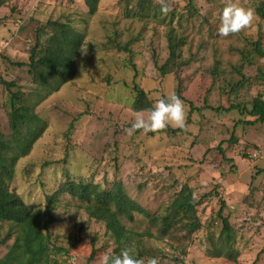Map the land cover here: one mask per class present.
I'll use <instances>...</instances> for the list:
<instances>
[{"label": "rangeland", "instance_id": "1", "mask_svg": "<svg viewBox=\"0 0 264 264\" xmlns=\"http://www.w3.org/2000/svg\"><path fill=\"white\" fill-rule=\"evenodd\" d=\"M138 1L100 0L94 15L84 0H11L0 8V79L18 85L9 91L0 83V133L4 139L13 134L11 92H23L48 124L31 153L18 161L11 190L27 205L45 209L47 196L64 181L96 183L104 191L121 182L127 195L154 215L188 185L201 201L197 213L203 229L182 242L159 240L151 220L135 213L132 221L123 220L144 243L132 246L135 257L143 253L145 262L156 257L160 264H264V172L259 173L264 171V124L249 125L256 118L229 109L239 104L248 113L255 97H264V57L255 46L264 51V19L256 13L263 0H235L254 10L255 19L247 30L226 38L217 29L228 0H194L193 16L188 0L174 3V26L188 38L181 60L190 62L165 77L158 68L169 58L171 11L162 14L156 0L146 17ZM153 11L158 19L167 16L166 23ZM49 20L73 25L84 35L87 54L79 55L75 79L46 96L27 67L12 63L29 62L36 30ZM128 45L129 51L118 50ZM135 83L156 102L171 94L180 97L187 130L127 135L136 113L131 109ZM222 200L238 234L236 262L214 258L209 251L211 238L222 229L217 217ZM57 205V222L50 228L54 246L64 250L53 253L57 264H98L104 253L116 255L105 224L88 215L87 203L63 195ZM8 226L0 225V241L9 238ZM148 231L154 237L138 238ZM15 236L14 231L0 245V258ZM93 240L96 256L89 261Z\"/></svg>", "mask_w": 264, "mask_h": 264}, {"label": "trees", "instance_id": "2", "mask_svg": "<svg viewBox=\"0 0 264 264\" xmlns=\"http://www.w3.org/2000/svg\"><path fill=\"white\" fill-rule=\"evenodd\" d=\"M9 1L11 0H0V8ZM84 1L90 14L94 15L100 0ZM153 2L156 0H139L138 5L141 8L139 11H142L141 13L146 12L145 15L148 17V12L154 7ZM188 8L191 11V16H193L192 12L195 11L194 0H188ZM135 12L133 10L134 15ZM156 13L153 11L154 17L158 19ZM256 13L261 19H264V0L258 3ZM169 15L170 21L167 24L169 58L164 65L158 68L162 77L177 71L190 62L189 60H181L182 48L187 44L188 38L180 34L174 26L178 15L175 11H171ZM167 16L158 20H161V23H166ZM177 25H180L179 21ZM36 35V44L30 52L29 62L12 64L16 67H27L33 83L39 90L46 92V96H48L75 79L78 73L79 55L84 46V35L77 32L71 24L52 20L40 25L36 30ZM129 46L118 48V50L127 52L130 50ZM255 46L256 52L264 57L261 45L256 43ZM0 83L4 84L9 91L18 88L15 82H3L0 79ZM242 87L241 83L237 86L238 89ZM133 91L135 96L131 103V109L134 112H147L146 110L155 105L156 101L151 99L149 93L139 84H134ZM38 97L36 95V98ZM162 99H167V97ZM229 109H240L243 115L248 114L249 117L256 118L254 121L246 122L249 125L264 124V97L262 95L255 97L248 113H245V107L242 109L239 104L231 105ZM9 117L13 131L12 137L4 139L0 133V225L2 223L9 225V238L13 237L14 231L16 236L7 254L0 258V264H57L52 259V255L55 250L56 252L59 251L58 254L63 253L64 250L54 246L50 228L52 224L57 222L53 212H55L60 197L63 195H70L80 202L87 203L88 215L105 224L106 233L116 245L114 250L116 255H119L125 247L131 249L132 246L139 247L144 244L137 240L134 232L123 223L125 219L132 221L135 213H143L151 220L152 225L157 227L159 240L170 238L182 242V239H189L203 229V224L197 213L201 201L196 200L188 185L184 186L174 196L163 211L154 215H151L150 212L132 200L121 182H117L111 191H104L96 183L84 184L67 180L61 183L55 192L47 196L45 209L27 205L15 190H11V182L16 174L18 161L31 153L35 143L46 131L48 124L35 113L34 108L28 104V99L20 91L11 92ZM163 132L178 134L185 132V130L168 127ZM218 149L222 152L224 159L227 160L222 147L220 146ZM228 161L233 162L232 159H228ZM262 172L264 171L259 173ZM214 195L218 196L217 194ZM226 208L227 203L222 200L221 207L217 212L222 229L219 235L211 238L209 251L214 254V258H225L236 262L240 257V252L236 247L238 234L231 226L229 218L225 216ZM146 235L149 238L154 237L148 231L146 234H139L138 238ZM9 238L0 241V245L6 244ZM135 241L137 242L133 244ZM95 243L96 241L93 240L92 246L94 248L89 261H92L96 256ZM143 255L140 253V258Z\"/></svg>", "mask_w": 264, "mask_h": 264}, {"label": "clouds", "instance_id": "3", "mask_svg": "<svg viewBox=\"0 0 264 264\" xmlns=\"http://www.w3.org/2000/svg\"><path fill=\"white\" fill-rule=\"evenodd\" d=\"M182 2L183 0H157L164 15L172 11L174 3ZM254 19V10L241 6L235 0H228L219 17L217 35L225 38L238 35L250 28ZM81 52L86 55L87 48L81 49ZM146 111L147 115L144 111L135 113L131 127L125 129L127 135L132 136L137 131L144 134L149 132L158 134L168 127L187 130L185 105L180 97L175 94H171L167 99L158 100L151 109ZM98 264H160V260L153 257L148 258L145 262L143 258H136L132 249L125 247L119 255H113L110 251L104 253Z\"/></svg>", "mask_w": 264, "mask_h": 264}]
</instances>
